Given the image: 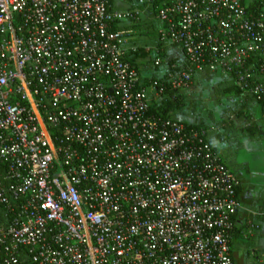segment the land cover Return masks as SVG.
Returning a JSON list of instances; mask_svg holds the SVG:
<instances>
[{
    "label": "built area",
    "instance_id": "built-area-1",
    "mask_svg": "<svg viewBox=\"0 0 264 264\" xmlns=\"http://www.w3.org/2000/svg\"><path fill=\"white\" fill-rule=\"evenodd\" d=\"M152 1L0 0V264H234L240 180L150 96L209 69L264 103V0H159L188 66L144 83L130 25Z\"/></svg>",
    "mask_w": 264,
    "mask_h": 264
},
{
    "label": "trees",
    "instance_id": "trees-1",
    "mask_svg": "<svg viewBox=\"0 0 264 264\" xmlns=\"http://www.w3.org/2000/svg\"><path fill=\"white\" fill-rule=\"evenodd\" d=\"M158 3L159 0L152 1L151 6L148 8L149 15H154L155 6ZM247 4L249 9L254 6L262 7L261 0H251V2H248ZM157 43L158 48L161 49L157 52V55L161 58L160 63L162 62L165 67V71L162 74H159L158 72L159 65H154L153 63L151 64V69L148 72H143V70L147 69V67L144 66L142 63L143 60L140 59L146 57L147 55L150 56L151 53L154 54V51H150L145 47H138L135 52L128 53V59L138 67L142 74V81L144 83H147L149 80L155 78L162 79L167 72H179L188 66L185 56L178 46L173 45L182 54L184 59L182 58V60L176 61L168 58V60H166L168 54L166 52L167 47L165 46V42ZM191 79V85H193L192 87L190 85L187 88H167L159 97H155L151 94L149 112L162 117L178 120L185 125L204 128L207 131L206 138L212 145L213 139L215 140V136L218 134H214L212 136L213 139L210 136L209 130L213 126L222 129L225 133H227L226 130L231 131L236 128L235 121L230 119L231 114L235 115L237 119L242 118L245 119V122H248L246 125L241 126L240 129L242 134L253 137L264 134V122L259 123V125H254L253 123L255 117L256 120L261 119L264 103L255 99V97L251 94L240 91L236 87L231 74L222 75L209 69H202L194 72ZM196 90L199 92L198 95H200L202 91H205L206 95L204 96L208 99V106L206 109H203V106L201 105L197 107L194 100L191 102V97L193 96L190 95L194 94L191 92ZM215 111L218 113L217 116L214 115ZM222 145V140L215 141L213 147L217 152H219ZM226 166L228 167L227 164ZM2 172L3 168L0 167V176L2 175ZM241 191L242 182L240 180V185L237 188V197L239 200ZM262 205H264V199L260 205L261 207H264ZM3 217V212L0 209V221ZM234 234L235 229L232 233L229 244H231Z\"/></svg>",
    "mask_w": 264,
    "mask_h": 264
},
{
    "label": "rangeland",
    "instance_id": "rangeland-1",
    "mask_svg": "<svg viewBox=\"0 0 264 264\" xmlns=\"http://www.w3.org/2000/svg\"><path fill=\"white\" fill-rule=\"evenodd\" d=\"M135 4L136 0H114V6L116 8H125L128 4ZM158 22L154 20L153 15L143 18L138 23H133L130 27L133 29L132 33V43L137 45V47H149L150 51H154V47H158V41L156 36V27ZM127 24V23H126ZM166 52L168 58L174 59L176 61L182 60V54L169 42H165ZM164 47V46H163ZM165 48V47H164ZM155 54V53H154ZM147 55L146 57L141 58L147 69L143 72H148L151 69V64L155 58H159L157 53ZM184 59V58H183ZM165 71V67L161 62L158 66L159 74H162ZM193 85H191L192 87ZM190 87V89H191ZM190 96L191 102L195 101L197 107L199 105L203 106V109H206L208 106V99H206L205 91H202L198 95V90L192 91ZM204 111V110H203ZM215 111L214 115L217 116ZM230 119L235 121L236 128L233 130H226L225 133L222 129L213 126L209 132L212 137L214 134L218 133L213 139L212 143L214 145L215 141L222 140L223 145L219 152L222 155L223 160L226 162L231 171L240 178L242 182V193L244 194L245 201H248L250 206L252 205H261L264 199V134L256 136H247L241 133V126L246 125L248 122H245V119H237L235 115H230ZM264 122V116H261V119L253 120L254 125H259V123ZM220 139V140H219ZM218 145V144H217ZM256 224L255 222H253ZM256 231V229L254 230ZM254 233V232H253ZM260 238L254 239H244V245L248 249L250 255L247 257L248 264H264V245L262 244L264 236H259ZM263 239V240H262ZM238 245L233 246V251L238 249ZM257 247L256 257L252 255L251 250ZM239 264L241 260H238Z\"/></svg>",
    "mask_w": 264,
    "mask_h": 264
},
{
    "label": "crops",
    "instance_id": "crops-1",
    "mask_svg": "<svg viewBox=\"0 0 264 264\" xmlns=\"http://www.w3.org/2000/svg\"><path fill=\"white\" fill-rule=\"evenodd\" d=\"M112 4L114 6V0H112ZM130 5L132 4L129 3L127 7H129ZM121 9H124V8H121ZM262 111H263L262 115L264 116V108L262 109ZM240 202H241L242 208L234 218L235 234L231 240L230 251H231V256L234 261V264H239L238 260H241L240 264H248L247 257H249L250 253L248 252L249 250L246 249L245 247L242 248V244L244 245L243 240L245 239L243 236V232L247 229L248 224L250 222H255L258 225V227L256 231H254V233L251 236H249V238L250 239L257 238L258 240L260 238L259 236H262V237L264 236V207H261L260 205L250 206L249 202L245 201L244 194L242 193V191L240 193ZM234 245H238L237 246L238 249L236 251H233ZM260 245H264V240L262 244ZM257 247L258 246H256L255 248L251 250L252 255H254L255 257L258 253Z\"/></svg>",
    "mask_w": 264,
    "mask_h": 264
}]
</instances>
